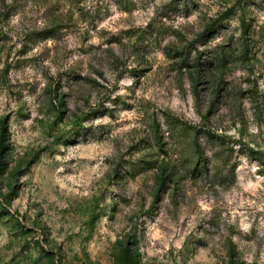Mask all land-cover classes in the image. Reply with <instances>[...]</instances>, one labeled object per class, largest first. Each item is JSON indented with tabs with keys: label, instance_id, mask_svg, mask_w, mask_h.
I'll use <instances>...</instances> for the list:
<instances>
[{
	"label": "rangeland",
	"instance_id": "obj_1",
	"mask_svg": "<svg viewBox=\"0 0 264 264\" xmlns=\"http://www.w3.org/2000/svg\"><path fill=\"white\" fill-rule=\"evenodd\" d=\"M0 264H264V0H0Z\"/></svg>",
	"mask_w": 264,
	"mask_h": 264
}]
</instances>
